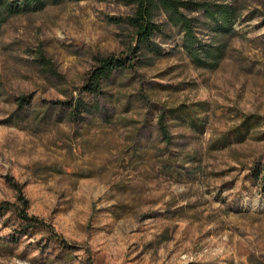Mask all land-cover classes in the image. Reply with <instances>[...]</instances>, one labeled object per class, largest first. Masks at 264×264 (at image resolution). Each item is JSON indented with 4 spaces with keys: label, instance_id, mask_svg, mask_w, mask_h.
<instances>
[{
    "label": "rangeland",
    "instance_id": "1",
    "mask_svg": "<svg viewBox=\"0 0 264 264\" xmlns=\"http://www.w3.org/2000/svg\"><path fill=\"white\" fill-rule=\"evenodd\" d=\"M192 1L236 8L213 69L157 7L160 54L131 53L129 0H47L1 23L0 202L19 185L57 236L8 212L0 264L264 263V0ZM108 55L134 61L84 91Z\"/></svg>",
    "mask_w": 264,
    "mask_h": 264
},
{
    "label": "trees",
    "instance_id": "2",
    "mask_svg": "<svg viewBox=\"0 0 264 264\" xmlns=\"http://www.w3.org/2000/svg\"><path fill=\"white\" fill-rule=\"evenodd\" d=\"M53 1L57 2L58 0ZM129 2L134 3L137 7L136 15L128 18L135 34L136 45L131 52L133 54L141 48L156 51L158 54L161 52V48L152 41V37L162 30L161 23L151 20L153 7L161 9L165 13L168 22L182 32V47L191 62L198 68H215L223 58L226 47L224 42L217 41L218 38L235 33L232 25L237 19V14L236 8L230 3H207L192 0H129ZM46 3L47 0H22L21 2L0 0V25L7 16L32 9H41ZM184 10L202 11V15L207 22L201 21L200 17L188 15ZM202 24H207L206 26L214 34L209 42H204L197 36V28ZM133 61L134 59L129 55L100 57L98 65L87 73L88 77L83 86L84 91L91 93L100 90L102 82L107 80L112 72L124 70L126 67L131 66ZM81 105V98L76 99L75 108L79 110ZM163 121L164 114H161L158 117L161 136L169 142L170 135ZM14 189L17 192V201L0 202V218L9 212L10 215L15 216L22 222L25 228L35 231L45 230L57 236L52 226L28 213V200L21 193L20 186L16 184Z\"/></svg>",
    "mask_w": 264,
    "mask_h": 264
}]
</instances>
